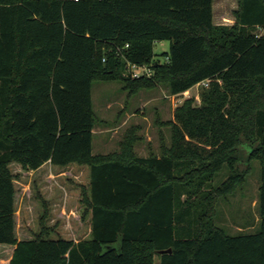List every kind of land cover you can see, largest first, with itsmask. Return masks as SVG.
<instances>
[{
	"label": "trees",
	"instance_id": "trees-1",
	"mask_svg": "<svg viewBox=\"0 0 264 264\" xmlns=\"http://www.w3.org/2000/svg\"><path fill=\"white\" fill-rule=\"evenodd\" d=\"M236 1L233 23L216 24L213 0H0V244L13 247L8 264H264V0ZM162 40L163 61L154 53ZM127 62L152 74L132 77ZM113 80L129 93L163 85L179 94L199 84V102L176 106L161 123L169 141L161 135L147 155L135 149L137 125L116 150L93 153L92 83ZM251 160L260 164L259 229L229 235L214 222L216 202L243 185ZM12 162L25 170L87 165L79 198L87 235L52 236L38 194L39 231L18 240ZM224 164L228 175L214 186Z\"/></svg>",
	"mask_w": 264,
	"mask_h": 264
},
{
	"label": "rangeland",
	"instance_id": "rangeland-1",
	"mask_svg": "<svg viewBox=\"0 0 264 264\" xmlns=\"http://www.w3.org/2000/svg\"><path fill=\"white\" fill-rule=\"evenodd\" d=\"M236 0H214L213 22L231 24ZM260 32L264 31L259 29ZM169 49V41L154 44L155 57L163 61V53ZM126 73V72H125ZM199 84L179 93L171 94L163 85L150 89H139L129 93L120 81H94L91 98L96 122L93 128L92 152L106 153L116 150L127 128L137 125L141 139L135 145L136 151L147 155L149 148L157 149L160 136L169 141L170 129L161 124L172 119L173 111L185 98L192 97L199 102ZM247 153L249 147L242 145ZM242 164L241 167H244ZM12 173L17 174L15 186V233L17 239H29L39 231V217L43 205L38 194L47 201L50 210L47 225L55 226L52 236L79 239L89 231L88 221L81 219L79 203L80 185L87 184L89 167L69 164L58 167L46 163L36 170L22 169L20 164H9ZM228 175L226 164L212 179L219 185ZM259 185L260 164L250 161L245 182L226 197L216 202L215 224L229 235L255 232L259 229ZM12 246L0 244V264H8Z\"/></svg>",
	"mask_w": 264,
	"mask_h": 264
},
{
	"label": "built area",
	"instance_id": "built-area-1",
	"mask_svg": "<svg viewBox=\"0 0 264 264\" xmlns=\"http://www.w3.org/2000/svg\"><path fill=\"white\" fill-rule=\"evenodd\" d=\"M126 69L132 77H138L141 75L150 76L152 74V70L147 65H137L127 62ZM202 83L205 85L207 84L206 81H203Z\"/></svg>",
	"mask_w": 264,
	"mask_h": 264
},
{
	"label": "water",
	"instance_id": "water-1",
	"mask_svg": "<svg viewBox=\"0 0 264 264\" xmlns=\"http://www.w3.org/2000/svg\"><path fill=\"white\" fill-rule=\"evenodd\" d=\"M167 251L169 252L170 251V248L169 249H166V250H164V249L163 250H160L159 252L162 253V252H167Z\"/></svg>",
	"mask_w": 264,
	"mask_h": 264
},
{
	"label": "crops",
	"instance_id": "crops-1",
	"mask_svg": "<svg viewBox=\"0 0 264 264\" xmlns=\"http://www.w3.org/2000/svg\"><path fill=\"white\" fill-rule=\"evenodd\" d=\"M213 1H214V0H213ZM212 10H213V3H212ZM233 21H234V20H233ZM232 23H233V22H232ZM46 163H48V162H46ZM46 163H44L43 165H45ZM43 165H41V166H43ZM41 166H40V167H41Z\"/></svg>",
	"mask_w": 264,
	"mask_h": 264
}]
</instances>
